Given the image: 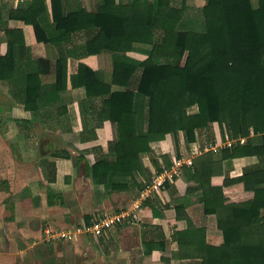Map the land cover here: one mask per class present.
<instances>
[{
    "label": "trees",
    "instance_id": "16d2710c",
    "mask_svg": "<svg viewBox=\"0 0 264 264\" xmlns=\"http://www.w3.org/2000/svg\"><path fill=\"white\" fill-rule=\"evenodd\" d=\"M93 1L90 9L80 0H50V25H45L46 0L22 1L14 13L34 27L39 43L82 42L71 56L113 54L111 84L82 63L72 74L73 85L85 87L89 97H107L100 118L118 125L115 152L92 167L93 182L109 192L141 190L152 176L142 156L152 154L150 144L168 134L175 137L178 152L180 132L188 144L196 142L197 133L210 139L214 129L224 138L246 136L245 144L201 153L183 166L187 179L198 184L204 213L217 216L224 244L208 246L205 230L195 227L189 216L187 231L175 237L181 250L187 238L198 251L188 264H264V0H207L197 10L189 9L186 0ZM133 52L146 57L136 58ZM14 58L10 53L2 65ZM140 68L136 90L112 92V85L128 86ZM37 78L28 77L25 107L31 112L39 107ZM63 78L59 61V85ZM247 159L256 165L245 167L242 175H226L225 160ZM164 162L171 166L168 157ZM47 169L49 182H54L55 162ZM144 245L146 253L153 251L150 241Z\"/></svg>",
    "mask_w": 264,
    "mask_h": 264
},
{
    "label": "crops",
    "instance_id": "0c3cea01",
    "mask_svg": "<svg viewBox=\"0 0 264 264\" xmlns=\"http://www.w3.org/2000/svg\"><path fill=\"white\" fill-rule=\"evenodd\" d=\"M46 1L45 25H50L51 5ZM87 2L94 5L95 1ZM206 3L186 0L191 10ZM19 6L14 0H0V264H188L195 261L198 251L187 238V247L181 250L175 237L187 231L186 216L195 227L205 230L208 246H222L224 236L217 216L204 213L198 184L184 173L168 182L162 194L142 203L141 218L134 215L116 227L110 238L96 240L82 234L76 240L46 241L47 227L69 229L81 220L133 210L140 190L109 192L93 182L92 167L99 158L115 152L118 125L100 118L106 96L89 97L85 87L74 86L72 81L73 69L82 63L111 84L113 54L83 56L82 52L78 56L76 52L71 56V50L79 49L76 45L82 42L39 43L34 27L14 17ZM10 53L14 60L2 65L1 60ZM131 55L146 57L141 52ZM59 61H63L62 85L58 83ZM33 74L38 77L36 112L25 107L28 77ZM141 75L142 69H137L128 86L112 85V92L136 90ZM147 117L145 106V131ZM179 141V152L172 134L150 144L152 154H143L142 161L151 175L157 172L152 155L162 166L164 157L172 166L176 159L192 155L195 143L188 144L183 132ZM52 162L56 180L49 182L47 166ZM256 162L225 160V173L229 177L242 175L245 167ZM144 241H150L152 252H145Z\"/></svg>",
    "mask_w": 264,
    "mask_h": 264
},
{
    "label": "built area",
    "instance_id": "2783aa9c",
    "mask_svg": "<svg viewBox=\"0 0 264 264\" xmlns=\"http://www.w3.org/2000/svg\"><path fill=\"white\" fill-rule=\"evenodd\" d=\"M14 1L22 2L26 0ZM247 140L248 137L239 134L237 136L226 135L225 138H215L209 141V139H206L204 135H201L200 137L199 133H197L194 152L188 159H176L169 168L162 166L161 171L155 172L149 181L144 182V186L140 190L139 196L136 200L138 203L136 208L133 210L126 209L121 212L98 215L93 217L89 222L81 220L69 229H55L53 227H47L45 230V239L47 242L53 240H76L82 234H86L96 240L101 238H110L116 227L124 225L131 218H133L134 215L141 218L142 209L140 207L142 206V203L152 198L155 194H162L164 187L168 182H174L176 176L182 175L183 166L192 164V158L201 153L220 152L224 149H231L239 144H245Z\"/></svg>",
    "mask_w": 264,
    "mask_h": 264
},
{
    "label": "rangeland",
    "instance_id": "374dc122",
    "mask_svg": "<svg viewBox=\"0 0 264 264\" xmlns=\"http://www.w3.org/2000/svg\"><path fill=\"white\" fill-rule=\"evenodd\" d=\"M254 2L256 3V0H254ZM83 5L86 6V7H89L90 9H91V7H93V5H91L89 2H87V0H84L83 1ZM195 25H196V23H195ZM199 136L201 137V134L200 133H199ZM221 136H222V131L217 130V129H214L213 130V135L212 136H209V138H210L209 141H211V140H213L215 138H221ZM251 164L252 165H256V163H251Z\"/></svg>",
    "mask_w": 264,
    "mask_h": 264
}]
</instances>
